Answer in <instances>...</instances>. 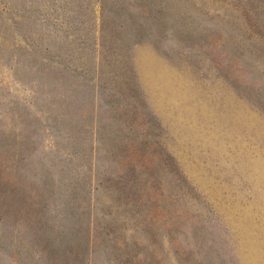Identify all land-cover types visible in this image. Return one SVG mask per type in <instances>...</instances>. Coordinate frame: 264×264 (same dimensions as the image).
Returning <instances> with one entry per match:
<instances>
[{"label": "rangeland", "instance_id": "374dc122", "mask_svg": "<svg viewBox=\"0 0 264 264\" xmlns=\"http://www.w3.org/2000/svg\"><path fill=\"white\" fill-rule=\"evenodd\" d=\"M0 264H264V0H0Z\"/></svg>", "mask_w": 264, "mask_h": 264}]
</instances>
